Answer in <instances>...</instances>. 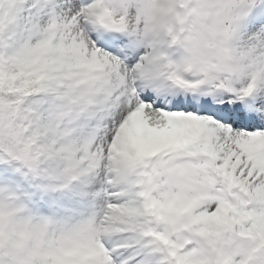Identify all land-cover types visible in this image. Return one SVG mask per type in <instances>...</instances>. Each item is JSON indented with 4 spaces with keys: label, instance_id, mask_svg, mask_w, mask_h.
<instances>
[{
    "label": "snow or ice",
    "instance_id": "1",
    "mask_svg": "<svg viewBox=\"0 0 264 264\" xmlns=\"http://www.w3.org/2000/svg\"><path fill=\"white\" fill-rule=\"evenodd\" d=\"M0 264H264V0H0Z\"/></svg>",
    "mask_w": 264,
    "mask_h": 264
}]
</instances>
